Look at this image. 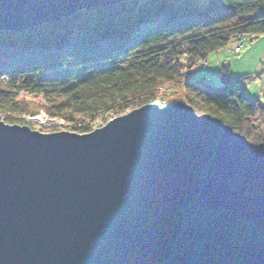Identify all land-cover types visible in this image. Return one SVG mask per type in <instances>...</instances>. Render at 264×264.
Segmentation results:
<instances>
[{"label": "water", "instance_id": "95a60500", "mask_svg": "<svg viewBox=\"0 0 264 264\" xmlns=\"http://www.w3.org/2000/svg\"><path fill=\"white\" fill-rule=\"evenodd\" d=\"M122 1L0 0V30ZM0 264H264V141L186 101L86 132L0 119Z\"/></svg>", "mask_w": 264, "mask_h": 264}, {"label": "trees", "instance_id": "16d2710c", "mask_svg": "<svg viewBox=\"0 0 264 264\" xmlns=\"http://www.w3.org/2000/svg\"><path fill=\"white\" fill-rule=\"evenodd\" d=\"M240 33L264 34V0H125L0 30V119L30 125L45 113L86 132L147 103L186 101L262 142L264 103L240 84L249 74L214 86L188 76Z\"/></svg>", "mask_w": 264, "mask_h": 264}, {"label": "rangeland", "instance_id": "374dc122", "mask_svg": "<svg viewBox=\"0 0 264 264\" xmlns=\"http://www.w3.org/2000/svg\"><path fill=\"white\" fill-rule=\"evenodd\" d=\"M230 44H233V41ZM222 65L229 66L230 73L228 74L231 76L235 77L242 74H249L250 77L242 79L240 84L248 89V95L251 98L256 99L259 97L264 103V34H260L257 37L248 34L241 51H236L234 48L227 49L225 47L212 51L209 54V61L207 63L203 64L201 60L197 66L192 68L188 73L189 79L191 81H204L207 82L205 83L206 85L211 86L220 85L223 82V74L221 73ZM45 115L41 113L36 115V117ZM26 119L31 126H41L46 129L44 131L48 132L69 129V121L64 119L53 118L57 122L51 124L44 123L38 119L31 120L29 116ZM94 126L96 128L99 125L95 123ZM55 127H58V129H53ZM37 129L40 128L37 127Z\"/></svg>", "mask_w": 264, "mask_h": 264}, {"label": "built area", "instance_id": "2783aa9c", "mask_svg": "<svg viewBox=\"0 0 264 264\" xmlns=\"http://www.w3.org/2000/svg\"><path fill=\"white\" fill-rule=\"evenodd\" d=\"M247 35L248 34H245V33H240V34H237L235 36V38L233 39V44H230L228 43L227 45H225L224 47L227 48V49H231V48H234L236 51H241L242 47L244 46V42L246 41L247 39ZM208 60L207 58L206 59H203L202 60V63L205 64L207 63ZM6 78H9L8 75H4ZM45 114V113H44ZM46 116V115H45ZM56 120V119H55ZM57 122V120H56Z\"/></svg>", "mask_w": 264, "mask_h": 264}, {"label": "bare ground", "instance_id": "6f19581e", "mask_svg": "<svg viewBox=\"0 0 264 264\" xmlns=\"http://www.w3.org/2000/svg\"><path fill=\"white\" fill-rule=\"evenodd\" d=\"M36 119H38V120H40V121H42V122H44V123H47V124H51V123H55L56 121L55 120H52V119H49L48 117H46V116H38V117H36V118H34V120H36Z\"/></svg>", "mask_w": 264, "mask_h": 264}]
</instances>
